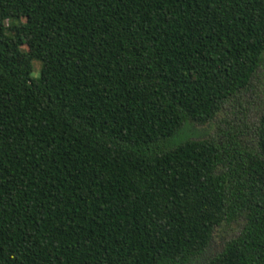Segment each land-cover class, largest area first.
<instances>
[{"label":"trees","instance_id":"16d2710c","mask_svg":"<svg viewBox=\"0 0 264 264\" xmlns=\"http://www.w3.org/2000/svg\"><path fill=\"white\" fill-rule=\"evenodd\" d=\"M263 62L264 0H0V264H264V105L187 129Z\"/></svg>","mask_w":264,"mask_h":264},{"label":"rangeland","instance_id":"374dc122","mask_svg":"<svg viewBox=\"0 0 264 264\" xmlns=\"http://www.w3.org/2000/svg\"><path fill=\"white\" fill-rule=\"evenodd\" d=\"M9 24V22H7ZM27 49L26 47H24ZM41 63L34 61V71L32 76L40 74ZM264 105V62L252 80L251 88L240 94L238 101L227 105L224 111L215 120L207 124H188L187 129L193 138H203L218 135L223 129H230L238 125L240 128L254 136L256 125ZM238 124V125H237ZM249 138V137H248ZM254 138V137H253ZM254 142V141H253ZM241 229L239 223L225 225L216 228L209 247L197 264L212 258L223 249L225 242L238 235Z\"/></svg>","mask_w":264,"mask_h":264}]
</instances>
